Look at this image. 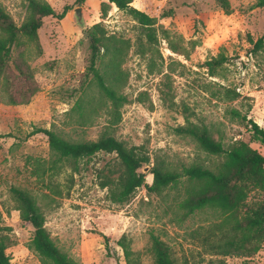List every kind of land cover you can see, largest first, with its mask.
<instances>
[{"label":"rangeland","instance_id":"rangeland-1","mask_svg":"<svg viewBox=\"0 0 264 264\" xmlns=\"http://www.w3.org/2000/svg\"><path fill=\"white\" fill-rule=\"evenodd\" d=\"M46 1L56 12L65 5L70 9L62 19L43 18L38 29L41 55L29 47L39 89L26 104L0 102V227L11 264H42L30 246L33 227L21 220L9 191L13 185L36 197L51 238L80 264H153L152 234L169 245L174 264H264V241L251 256L222 253L217 247L223 238L217 227L221 214L216 209L183 218L178 203L184 184L160 193L146 187L154 164L179 172L191 163L217 162L218 157L190 136L175 131L186 115L207 126L224 146L241 139L264 156V143L252 138L246 124L251 119L264 128V46L253 49L264 32V7H255L257 0H229L231 13L226 14L215 0H133L157 24L197 42L184 56L172 52L163 38L153 47L143 44L145 53L140 54L137 23L108 0ZM101 2L108 4L105 14ZM0 3L20 25L24 1ZM77 6L86 28L101 22L108 33L130 40L122 65L126 78L119 90L127 101L119 107L118 119L109 113L110 102L88 70V40L73 15ZM168 8L171 15L162 17ZM218 53L227 61L211 76L203 63ZM37 127L71 141L112 135L127 146H139L149 157L140 168L145 185L127 200L116 201L112 191L121 165L115 153L97 152L80 159L74 169L56 160L45 134H31ZM262 197L252 191L248 198Z\"/></svg>","mask_w":264,"mask_h":264},{"label":"trees","instance_id":"trees-1","mask_svg":"<svg viewBox=\"0 0 264 264\" xmlns=\"http://www.w3.org/2000/svg\"><path fill=\"white\" fill-rule=\"evenodd\" d=\"M23 1L25 16L20 25L16 24L0 3V102L8 105L28 103L39 89L35 70L30 64L29 47L34 49L35 55L42 54L38 29L43 24V18L53 16L62 19L70 9L65 5L60 12H56L46 0ZM132 1L108 0V3H114L118 10L137 23L140 54L145 53L143 44L153 47L163 38L172 52L188 55L189 49L194 47L196 41L187 42L181 35L171 33L157 24L155 17L134 7ZM215 2L226 14L231 13L229 0ZM254 6L264 7V0H257ZM107 7V2H101L100 8L104 14ZM171 13V8L163 9L161 16L167 17ZM84 33L89 45L88 70L101 95L110 102L109 113L114 119H118L119 107L127 101L126 96L119 90L126 78L122 65L131 46L130 40L108 33L101 22L86 28ZM142 40L144 43H141ZM250 40L252 41L251 38ZM263 46L264 32L253 42V49L259 50ZM226 61L227 56L218 53L206 60L203 67L209 75L214 76ZM232 93L233 97L238 96L237 92ZM77 108L83 115L79 103ZM232 112L240 115L237 110ZM241 117L247 119L245 115ZM246 122L252 138L264 143V128L251 119ZM175 131L190 136L202 150L218 157V160L213 166L191 163L183 166L179 172L159 163L154 164L149 170L152 182L146 184L148 192L160 193L167 187L184 184V196L178 203L183 218L204 208L216 209L221 214L217 227L223 237L217 247L223 254L233 252L244 256L253 255L264 241V156L241 139L224 146L207 126L190 121L187 115L184 123L176 126ZM40 132L47 136L48 145L56 155V160L68 162L74 169L80 159L97 152L115 153L121 165L115 182L116 189L112 191L116 201L127 200L137 188L145 185L146 176L140 168L143 163L149 161V157L139 146H127L112 135H101L95 140L71 141L52 129L40 127L35 128L31 134ZM9 191L21 220L33 227L30 246L40 256L42 264H80L60 249L51 238L44 225V215L36 197L20 186L13 185ZM252 191L261 192L263 197L249 200ZM6 247V236L2 234L0 227V264H11L5 252ZM149 250L153 256V264H174L169 245L158 236L151 235ZM124 252L128 258L130 252L126 247Z\"/></svg>","mask_w":264,"mask_h":264},{"label":"water","instance_id":"water-1","mask_svg":"<svg viewBox=\"0 0 264 264\" xmlns=\"http://www.w3.org/2000/svg\"><path fill=\"white\" fill-rule=\"evenodd\" d=\"M73 15H74L76 22L81 26L83 30H85L86 27H85L83 16H82V7L80 6L75 7L73 9ZM144 170H146V168Z\"/></svg>","mask_w":264,"mask_h":264}]
</instances>
